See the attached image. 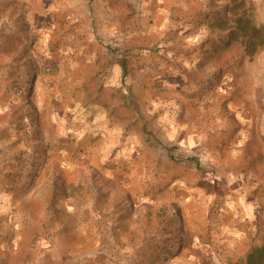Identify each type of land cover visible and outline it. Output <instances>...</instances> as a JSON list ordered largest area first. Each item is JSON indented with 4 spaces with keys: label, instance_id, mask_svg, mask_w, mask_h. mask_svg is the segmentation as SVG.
<instances>
[{
    "label": "rangeland",
    "instance_id": "374dc122",
    "mask_svg": "<svg viewBox=\"0 0 264 264\" xmlns=\"http://www.w3.org/2000/svg\"><path fill=\"white\" fill-rule=\"evenodd\" d=\"M237 1L264 24V0ZM142 2L114 3V34L123 40L93 59L90 82L100 84L98 102L105 100L115 116L108 131L86 128L84 117H73L76 103L50 92L62 91L63 69L73 72L63 63L88 61L90 41L78 43L73 28H54L50 0H0V222L13 205L34 229L24 230L25 245L0 252L2 264H51L39 241L51 235L53 220L72 222L74 208L75 223L88 222L92 243L75 247L71 264L171 262L182 248H196L184 243L180 211V194L195 187L192 264L245 262L264 243V48L247 55L241 44L222 41L228 30L217 23L233 17V0H198L192 20L158 32L143 27ZM186 24L192 34H184ZM116 78L117 90L104 86ZM73 120L84 127L72 130ZM174 121L181 126H170ZM135 207L143 208L134 222L144 245L134 254L122 251L126 242L107 245L104 234L116 232L104 222L128 221ZM146 229L155 233L147 236ZM0 235L13 240L14 233Z\"/></svg>",
    "mask_w": 264,
    "mask_h": 264
},
{
    "label": "crops",
    "instance_id": "0c3cea01",
    "mask_svg": "<svg viewBox=\"0 0 264 264\" xmlns=\"http://www.w3.org/2000/svg\"><path fill=\"white\" fill-rule=\"evenodd\" d=\"M116 1L117 0H87L88 4L87 6H85L81 3L82 0H50V5H52L51 10H54L52 12V18H54L52 24H54V28L57 30H60L62 28H73L75 33L74 35L72 34V38L75 39L78 43L80 42V40L84 39L90 41L88 49L86 50L90 56L88 61L85 63L75 61L74 64L63 63L64 66H73V72L65 73V71H63L64 69L62 70L60 76L57 78V86L62 85V91H60L59 89H50L51 96L56 94V97L61 98L63 94H66L69 97L67 101H74L76 103L75 107L71 109L73 110V117H84L85 121L83 125H85L86 128L91 127L92 130H110L114 125L111 123L114 122V120L111 119H115V116L111 113L112 108L109 109L108 104L105 103V100H102L101 103L98 102V100L102 98L100 96L102 92H100L98 88L100 84L95 86L94 82H90V75H92L96 70L95 62L93 60L95 57H97L96 54L100 53L102 50H107L109 48L108 44H114L115 46H117L120 45V42L123 40V38H119V36L114 34V31L118 30L117 18L115 16L118 11L114 8V6H117V4H114L116 3ZM127 1L130 2V5L139 3V0H126V2ZM54 3H56V5H54ZM78 3H80V6H78ZM141 4V21L144 25L143 27L147 30L150 26L151 30H155L157 32L159 30L169 29V27L172 26L174 22H187L189 20H192V15L197 13L198 11V0H143ZM72 5H74V7H72ZM72 23L77 24L71 26ZM184 27L187 28L186 31H183L184 34H192L190 32H187L190 31V27L187 24L184 25ZM94 29L97 30V34L99 35L100 40H97L95 38V35L93 34ZM98 41L101 42L99 47L97 46ZM97 47L98 50H96ZM68 49L69 51H74V49L72 50L70 47ZM114 69L116 70V74L117 72L120 73L121 71V67L117 65ZM89 84L90 88H87ZM120 85L121 81L118 78L109 79L108 81L106 80L104 83V86H106L107 88L111 87L110 90L112 91L117 90L115 87H119ZM103 97H105V92L103 94ZM87 119H95V121L94 123L89 124L88 122L90 120ZM101 119L104 120L101 121ZM71 124L73 125L71 127L72 130L84 127L80 126L78 123H75V120H73ZM170 126L181 125H179V123L176 124V121H174L170 122ZM183 128L185 130L187 128L186 125H184ZM196 178H198V175H196ZM182 193L183 194H180V196L184 200V205L182 204L183 206L180 208V211L184 220L183 240L184 243L187 242L188 245H192L197 248L198 226H192L190 224V221L192 220V218L190 217L193 210L196 211V217L198 214V188H186L184 191H182ZM11 204L12 199H9V205ZM191 205L194 206L192 207ZM140 209L143 208L135 207L131 209L132 216L128 221H116L113 223V225L111 223L104 222V225H106L105 228L109 227L110 229H112V227H115L116 232L114 236H112L111 233H108L109 235L107 233L104 234V236H106L105 241L109 242L108 244L106 243L107 245L115 246L117 249L121 244H124V242H126L124 246L125 249H122V251L127 250L128 253L132 254L137 252V246L144 245L145 242H143V238H145V234L142 233L140 236L139 231L136 232V230L139 228V223L136 221L134 222V218L136 214H138V210ZM155 209L158 211L159 207H155ZM73 210L72 222H68L67 220H65V222H59L58 219L53 220L51 225V235L47 238H42L39 241L41 242V245L45 246V248L42 249L40 255H42L44 251L47 250L48 252H46V254H48V258L51 259L49 262L51 264H71V262L69 261L70 253L76 252L78 250V246L80 245L88 246L90 243H92L89 236L85 233L88 227V222L86 221V223L82 221L80 225H77L78 223H75L74 219V214L77 213V209L74 208ZM126 212L128 213V210L124 211V213ZM84 213L88 215L90 211L88 209H84ZM94 213L95 212H93V214ZM121 213H123V211H121ZM23 217V212L15 208V206L13 205L9 206L6 211L5 218L3 217L2 222H0V231L3 232V230H12L14 236L12 240L0 235V252H3V249L5 248L9 249L13 245L23 242L24 239L27 238L25 232H29V229H31L32 231L34 230L33 228L27 227V224L29 223H26L27 221H25V219L23 221ZM81 225L84 227L81 228ZM95 229H97V227H95ZM127 229L134 230V233L130 234L133 235V240H128L126 234ZM146 232L148 236L154 234L155 230L150 231V229H146ZM164 236L165 235H163V237ZM147 239H149V237H147ZM23 245L25 244H20V246ZM50 247L52 248L49 249ZM75 247H77V250ZM196 248H194V251H191V249L189 248L188 250L182 248L178 257L172 260L173 262L168 261L164 264H176L178 260L186 261L188 264L197 263L198 255L196 253L194 254V252H198V248ZM18 250H20V248ZM122 251H120V256L121 253H124ZM3 254H0V257ZM88 254L89 252H86L83 253L82 256ZM5 256L6 255L4 254L2 257L4 258ZM20 261L21 260H19L17 264H27L28 262L24 259L22 260V262ZM101 262L102 264H104L103 259ZM0 264H2L1 259ZM39 264H41V262Z\"/></svg>",
    "mask_w": 264,
    "mask_h": 264
},
{
    "label": "trees",
    "instance_id": "16d2710c",
    "mask_svg": "<svg viewBox=\"0 0 264 264\" xmlns=\"http://www.w3.org/2000/svg\"><path fill=\"white\" fill-rule=\"evenodd\" d=\"M240 5L241 3L237 0H233L230 7L234 12L233 17H222L217 24L224 30H228L227 36L222 41L227 44L239 43L244 48L245 54L253 55L264 48V24L257 25L250 16L239 10ZM226 7L228 8L229 5ZM234 264H264V243L252 248L245 262L238 261Z\"/></svg>",
    "mask_w": 264,
    "mask_h": 264
},
{
    "label": "built area",
    "instance_id": "2783aa9c",
    "mask_svg": "<svg viewBox=\"0 0 264 264\" xmlns=\"http://www.w3.org/2000/svg\"><path fill=\"white\" fill-rule=\"evenodd\" d=\"M115 32H118V30H115Z\"/></svg>",
    "mask_w": 264,
    "mask_h": 264
}]
</instances>
